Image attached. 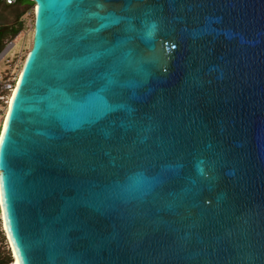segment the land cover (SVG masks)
Returning a JSON list of instances; mask_svg holds the SVG:
<instances>
[{"label": "water", "instance_id": "95a60500", "mask_svg": "<svg viewBox=\"0 0 264 264\" xmlns=\"http://www.w3.org/2000/svg\"><path fill=\"white\" fill-rule=\"evenodd\" d=\"M30 1L0 130L15 263L264 264V0Z\"/></svg>", "mask_w": 264, "mask_h": 264}, {"label": "rangeland", "instance_id": "374dc122", "mask_svg": "<svg viewBox=\"0 0 264 264\" xmlns=\"http://www.w3.org/2000/svg\"><path fill=\"white\" fill-rule=\"evenodd\" d=\"M18 27L17 33L10 37L11 28ZM0 28H5V53L0 57V125L6 110L10 88L3 84H13L31 46L33 30V3L19 0L15 5L6 6L0 2ZM3 48V49H4ZM13 87V86H12ZM0 219V251L8 253L6 237L1 229ZM11 256V255H10Z\"/></svg>", "mask_w": 264, "mask_h": 264}, {"label": "trees", "instance_id": "16d2710c", "mask_svg": "<svg viewBox=\"0 0 264 264\" xmlns=\"http://www.w3.org/2000/svg\"><path fill=\"white\" fill-rule=\"evenodd\" d=\"M28 1H30V0H28ZM0 2L3 3L2 1H0ZM15 4H13V5H15ZM4 5L11 6V5H7V4H4ZM11 29H12V31H11L10 37L14 36L17 33L18 27L11 28ZM5 31H6L5 28H0V52L3 50V48L5 46V43H6L5 42ZM0 264H11V256L8 253L2 254L1 251H0Z\"/></svg>", "mask_w": 264, "mask_h": 264}, {"label": "bare ground", "instance_id": "6f19581e", "mask_svg": "<svg viewBox=\"0 0 264 264\" xmlns=\"http://www.w3.org/2000/svg\"><path fill=\"white\" fill-rule=\"evenodd\" d=\"M28 52V51H27ZM20 72V71H19ZM19 75V74H18ZM18 77V76H17ZM17 80V79H16ZM15 85V84H14ZM14 85H13V87H12V90L14 89ZM12 90H11V92L9 93V96H8V100H7V106H8V102H9V99H10V97H11V93H12ZM7 106H6V110H5V113H4V115H3V119L1 120L2 122H1V125H0V130H1V127H2V124H3V121H4V117H5V114H6V111H7ZM2 218V215H1V213H0V219ZM1 226H2V228L1 229H3V223H2V221H1ZM7 241V240H6ZM7 244H8V241H7ZM8 248L10 249V246H9V244H8ZM12 262H13V264H16L15 263V258L13 257L12 258Z\"/></svg>", "mask_w": 264, "mask_h": 264}, {"label": "built area", "instance_id": "2783aa9c", "mask_svg": "<svg viewBox=\"0 0 264 264\" xmlns=\"http://www.w3.org/2000/svg\"><path fill=\"white\" fill-rule=\"evenodd\" d=\"M0 1H2L4 4H7V5H13V4H15L18 0H0ZM3 87L5 88V89H7V88H10L11 89V87H12V84H3ZM7 242V241H6ZM7 248H8V244H7ZM9 249V248H8ZM11 264H13V262L11 261Z\"/></svg>", "mask_w": 264, "mask_h": 264}, {"label": "clouds", "instance_id": "9594fccd", "mask_svg": "<svg viewBox=\"0 0 264 264\" xmlns=\"http://www.w3.org/2000/svg\"><path fill=\"white\" fill-rule=\"evenodd\" d=\"M15 84V82L12 84V86ZM12 88V87H11ZM10 252V251H9ZM10 255H11V253H10ZM11 261H12V258H11Z\"/></svg>", "mask_w": 264, "mask_h": 264}]
</instances>
